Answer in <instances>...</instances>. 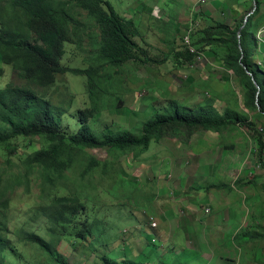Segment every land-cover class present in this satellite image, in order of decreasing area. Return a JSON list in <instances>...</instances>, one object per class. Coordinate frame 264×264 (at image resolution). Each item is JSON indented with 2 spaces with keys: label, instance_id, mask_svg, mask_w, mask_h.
I'll list each match as a JSON object with an SVG mask.
<instances>
[{
  "label": "rangeland",
  "instance_id": "374dc122",
  "mask_svg": "<svg viewBox=\"0 0 264 264\" xmlns=\"http://www.w3.org/2000/svg\"><path fill=\"white\" fill-rule=\"evenodd\" d=\"M106 1L133 21L134 40L145 53L121 68L100 69L101 111L89 123L99 137L122 130L140 134L145 123L159 115L206 105L222 114L229 110L244 121L216 135L219 141L207 148L180 133L154 141L147 152L85 150L86 160L94 157L102 166L86 178L83 168L68 173L53 192L57 198H79L85 206L82 223L66 231L49 217L55 207L43 194L46 183L39 170L25 166L32 154L47 149L46 141L17 138L0 144V223L9 226L13 250L7 264H54L39 247L27 243L30 235L49 243L60 239L59 252L70 264H102L103 257L120 264H264V148L252 137L264 127V118L246 107L242 79L225 69L226 50L208 47L205 41L209 24L234 28L253 12L255 2ZM261 3L260 22L251 27L249 39L254 61L264 71V0ZM73 11L86 28L65 45L62 65L97 67L102 64L100 31L86 11ZM191 30V46L196 43L202 49L197 53L201 59L180 63L177 52L186 49ZM0 67L5 71L0 91L9 83L32 87L66 113V134L78 131L80 112L92 106L87 76L62 74L54 86L43 89L29 86L1 61ZM184 177L188 190L171 186ZM204 194L214 195L217 204L206 202ZM199 196L204 199L199 201ZM82 229L86 238L79 236ZM193 237L199 240L195 246ZM205 240L213 244L211 250Z\"/></svg>",
  "mask_w": 264,
  "mask_h": 264
},
{
  "label": "trees",
  "instance_id": "16d2710c",
  "mask_svg": "<svg viewBox=\"0 0 264 264\" xmlns=\"http://www.w3.org/2000/svg\"><path fill=\"white\" fill-rule=\"evenodd\" d=\"M257 4L258 9L247 23L248 15L234 28L222 22L209 24L205 29L208 35L205 41L208 47L219 46L226 50L222 56L225 69L242 79L246 88V107L258 111L264 118V71L254 61L255 54L249 39L251 27L254 23L258 26L260 22L261 0H257ZM73 7L86 11L100 31L98 60L102 64L97 67L73 69L62 65L65 45L86 28L75 15ZM135 32L133 21L120 15L106 0H0L2 63L11 66L29 86L43 89L54 86L57 77L66 73L84 75L89 80L92 106L80 112L79 129L74 134H66L62 129V117L66 113L40 98L32 87L9 83L0 91V144H9L17 138H41L46 141L47 149L32 154L25 166L39 170L46 183L43 194L55 207L53 212L49 210V217L65 231L74 223H82L81 210L85 206L79 198H57L53 192L63 185L68 173H77L83 168L82 177L86 178L102 166L94 157L88 156L89 160H86L83 156L85 150L118 152L141 149L147 152L154 141L171 135L184 133L192 138L200 131L221 135L244 121L242 117H232L229 110L222 114L214 106L206 105L200 106L197 111L189 109L185 113L159 115L146 122L140 134L122 130L118 135L99 137L89 123L101 111L100 69L103 65L121 68L125 63L139 59V55H144V50L134 40ZM193 46L198 52L202 51L196 43ZM177 57L180 63H184L193 61L197 54L186 46L185 50L177 52ZM4 73L0 67V76ZM251 130L254 131L253 128ZM254 132L253 139L264 148V127ZM85 234V229L79 232L82 238H86ZM9 235V226L0 223V264H7V254L13 252ZM26 240L39 247L54 264H70L59 252L60 239L49 243L40 236L30 235ZM102 261V264H120L109 257H103Z\"/></svg>",
  "mask_w": 264,
  "mask_h": 264
},
{
  "label": "crops",
  "instance_id": "0c3cea01",
  "mask_svg": "<svg viewBox=\"0 0 264 264\" xmlns=\"http://www.w3.org/2000/svg\"><path fill=\"white\" fill-rule=\"evenodd\" d=\"M129 18V17H128ZM213 133V134H212ZM216 135H218L217 133L214 132H208V131H200L198 133H196L192 138H191V143L194 144L195 142H197L202 148L205 147L207 148L209 145L214 144L215 142L217 143L219 140V137H217ZM220 135V134H219ZM218 139H217V138ZM174 181H171V186L173 187H179L184 189L185 191L189 189V187L186 185V177H184L183 179H179V183L176 182V184H174ZM224 186V185H223ZM222 188V186H221ZM204 197L206 198V202H210L211 204H217V198L213 195V197H207L206 194H204ZM203 196H199V201L204 199ZM165 198H161L160 199V204H164L166 202ZM175 205V204H174ZM186 206V204H185ZM216 206V205H215ZM168 218V217H167ZM168 221H166L165 223H167ZM157 229V228H156ZM193 240L196 242H194V246L198 243V241L193 237ZM204 244L206 245L207 248H209L211 250V244L209 241L207 242L206 240L204 241Z\"/></svg>",
  "mask_w": 264,
  "mask_h": 264
},
{
  "label": "built area",
  "instance_id": "2783aa9c",
  "mask_svg": "<svg viewBox=\"0 0 264 264\" xmlns=\"http://www.w3.org/2000/svg\"><path fill=\"white\" fill-rule=\"evenodd\" d=\"M191 39H192V30L190 31L188 37L186 38V43H187V46H189L190 49L192 50V53H196V54H197L198 51H197L194 47L191 46ZM200 59H201V57H196V58H195V60H196L197 62H200ZM153 227L157 228V227H158V223L155 222V223L153 224Z\"/></svg>",
  "mask_w": 264,
  "mask_h": 264
},
{
  "label": "water",
  "instance_id": "95a60500",
  "mask_svg": "<svg viewBox=\"0 0 264 264\" xmlns=\"http://www.w3.org/2000/svg\"><path fill=\"white\" fill-rule=\"evenodd\" d=\"M255 2V8L253 10V12L251 14H249L247 17H246V23L248 22L249 18L256 12V10L258 9V4H257V0H254ZM245 28V25L243 26V28L241 29V32L243 31V29ZM259 86V85H258Z\"/></svg>",
  "mask_w": 264,
  "mask_h": 264
},
{
  "label": "clouds",
  "instance_id": "9594fccd",
  "mask_svg": "<svg viewBox=\"0 0 264 264\" xmlns=\"http://www.w3.org/2000/svg\"><path fill=\"white\" fill-rule=\"evenodd\" d=\"M153 226V225H152Z\"/></svg>",
  "mask_w": 264,
  "mask_h": 264
}]
</instances>
